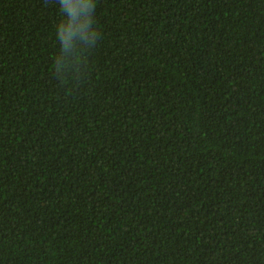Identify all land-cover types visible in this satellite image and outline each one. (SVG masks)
<instances>
[{
  "label": "trees",
  "instance_id": "trees-1",
  "mask_svg": "<svg viewBox=\"0 0 264 264\" xmlns=\"http://www.w3.org/2000/svg\"><path fill=\"white\" fill-rule=\"evenodd\" d=\"M0 264H264V0H0Z\"/></svg>",
  "mask_w": 264,
  "mask_h": 264
}]
</instances>
